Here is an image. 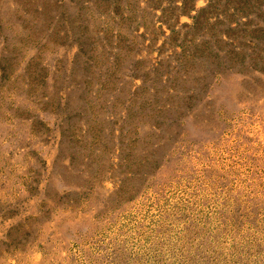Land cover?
Here are the masks:
<instances>
[{
	"label": "rangeland",
	"instance_id": "rangeland-1",
	"mask_svg": "<svg viewBox=\"0 0 264 264\" xmlns=\"http://www.w3.org/2000/svg\"><path fill=\"white\" fill-rule=\"evenodd\" d=\"M0 264H264V0H0Z\"/></svg>",
	"mask_w": 264,
	"mask_h": 264
}]
</instances>
